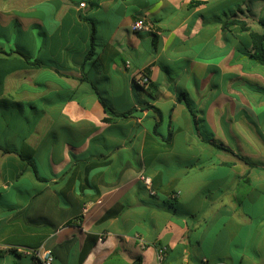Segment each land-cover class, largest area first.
I'll return each instance as SVG.
<instances>
[{
	"label": "crops",
	"instance_id": "crops-1",
	"mask_svg": "<svg viewBox=\"0 0 264 264\" xmlns=\"http://www.w3.org/2000/svg\"><path fill=\"white\" fill-rule=\"evenodd\" d=\"M251 34L264 0H0V264H264Z\"/></svg>",
	"mask_w": 264,
	"mask_h": 264
},
{
	"label": "built area",
	"instance_id": "built-area-1",
	"mask_svg": "<svg viewBox=\"0 0 264 264\" xmlns=\"http://www.w3.org/2000/svg\"><path fill=\"white\" fill-rule=\"evenodd\" d=\"M80 7L81 8L85 7V3H81ZM151 29H152L151 24L147 23L146 20L144 19H138L134 21L131 27V30L134 33L150 31ZM131 67H132V62L130 60H126L124 62V69L127 70V69H130ZM134 83L142 89H147L151 84L150 74L146 70L139 71L134 76ZM140 180L143 182L145 187L148 189L150 195L155 196L157 194V191L155 190L153 186V180L151 177L145 174H142L140 175ZM88 210H89V206L86 205L84 207V212H87ZM13 249L14 248L10 246L0 243V254L5 253V252H10ZM16 251L30 255L32 257L31 264H54L55 262V256H54L53 251L50 249H46L44 247H41L38 249H31V250L19 249ZM156 252H157V263L164 264L167 254H168L167 248L165 246H158L156 248ZM184 264H193V263H190L187 261ZM199 264H209V263L206 259H203L201 263Z\"/></svg>",
	"mask_w": 264,
	"mask_h": 264
},
{
	"label": "trees",
	"instance_id": "trees-1",
	"mask_svg": "<svg viewBox=\"0 0 264 264\" xmlns=\"http://www.w3.org/2000/svg\"><path fill=\"white\" fill-rule=\"evenodd\" d=\"M233 23L237 24L239 23L238 21L234 20ZM242 29L243 30H247V27L242 23L241 24ZM252 40H253V58L256 61V63H258L259 65H261L264 68V35H258V34H251ZM94 53V47L92 46L89 56H92ZM25 58L29 59L28 56H24ZM33 65L36 64L38 65L39 62L35 61L32 63ZM98 96L102 102V104L104 105V107L106 108V110L110 113H114L113 108L107 103L106 99L103 97V95L101 94V92H97ZM183 98L186 102L187 107L190 109V111L192 112V114L194 115L193 112V106L191 101L186 97V95H183ZM124 115H126L124 113ZM2 149L5 152H11V151H15V149H11L8 147H2ZM30 163H32V161H29Z\"/></svg>",
	"mask_w": 264,
	"mask_h": 264
},
{
	"label": "rangeland",
	"instance_id": "rangeland-1",
	"mask_svg": "<svg viewBox=\"0 0 264 264\" xmlns=\"http://www.w3.org/2000/svg\"><path fill=\"white\" fill-rule=\"evenodd\" d=\"M52 126L53 125H50V129L52 128ZM50 132H52V133H59L60 132L59 124H57V129H55V130L52 129Z\"/></svg>",
	"mask_w": 264,
	"mask_h": 264
}]
</instances>
